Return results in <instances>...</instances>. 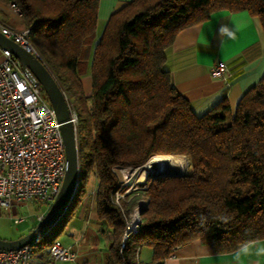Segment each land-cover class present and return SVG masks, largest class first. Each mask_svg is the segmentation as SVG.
I'll use <instances>...</instances> for the list:
<instances>
[{
	"label": "trees",
	"instance_id": "trees-1",
	"mask_svg": "<svg viewBox=\"0 0 264 264\" xmlns=\"http://www.w3.org/2000/svg\"><path fill=\"white\" fill-rule=\"evenodd\" d=\"M3 1L17 3L40 60L78 115L80 183L73 202L96 175L98 213L113 228L109 264H136L144 245L161 263L195 240L225 253L264 238V77L235 108L225 98L197 114L166 67V51L178 34L219 10H247L264 29V0L126 1L95 43L90 95L82 77L88 73L101 0ZM157 154L189 155L192 172L149 176L118 205L114 197L124 171ZM142 198L147 204L140 227L121 248L126 217ZM71 206L32 245L42 241L41 248L51 247L57 226L64 229L74 214Z\"/></svg>",
	"mask_w": 264,
	"mask_h": 264
},
{
	"label": "crops",
	"instance_id": "crops-1",
	"mask_svg": "<svg viewBox=\"0 0 264 264\" xmlns=\"http://www.w3.org/2000/svg\"><path fill=\"white\" fill-rule=\"evenodd\" d=\"M122 1L129 0H101L98 23L102 19H109L118 2ZM11 8L10 4L0 0V22L15 28L24 27L22 22L15 25L4 17L11 11L19 15ZM166 54V67L170 71L173 84L190 100L197 114L208 112L225 98L235 107L242 96L264 77L263 25L258 16L247 10H219L210 19L182 30ZM219 61L227 64L229 74L226 78L212 74L213 66ZM82 80L85 93L90 95V71ZM98 186V177L92 175L84 194L72 203L74 214L64 228L72 236L67 246L76 254L80 252L84 257V264L93 263L89 258L102 248L104 236L108 234L112 236L109 255L106 256V264H109L113 244V228L98 213ZM245 247L249 249L248 254L241 251ZM150 248L144 252V259L143 249H140L136 264L154 262L153 249ZM259 248H264V238L225 253H218L209 245L195 240L177 247L171 256L156 264H206L209 260L217 264H264V255L256 254ZM49 250L50 247H40L36 255L33 253L32 264H45L47 259H51Z\"/></svg>",
	"mask_w": 264,
	"mask_h": 264
},
{
	"label": "built area",
	"instance_id": "built-area-1",
	"mask_svg": "<svg viewBox=\"0 0 264 264\" xmlns=\"http://www.w3.org/2000/svg\"><path fill=\"white\" fill-rule=\"evenodd\" d=\"M11 6L20 13L16 2L11 3ZM0 30L40 58L30 40V28H15L0 22ZM0 53V206L11 208L29 202L50 204L60 192L68 169L61 123L42 83L28 78L10 49L1 47ZM212 74L226 78L229 74L227 64L219 61L213 66ZM69 107L77 130L78 115L70 103ZM130 170L124 171L122 187L132 181ZM132 188L128 187L122 194L117 191L115 202L121 205L122 199ZM146 203L139 201L131 219L126 217L127 226L121 239V248L138 231L142 222L140 209ZM45 214L46 211L40 213L37 219L42 220ZM25 220V217H19L15 222L22 223ZM33 251L32 244L18 249L0 248V264H32ZM49 255L58 260H74L77 256L74 250L59 241L52 244ZM156 263L158 261L148 264Z\"/></svg>",
	"mask_w": 264,
	"mask_h": 264
},
{
	"label": "water",
	"instance_id": "water-1",
	"mask_svg": "<svg viewBox=\"0 0 264 264\" xmlns=\"http://www.w3.org/2000/svg\"><path fill=\"white\" fill-rule=\"evenodd\" d=\"M0 46L10 49L18 58L23 72L33 81H40L45 88L49 100L56 110L58 119L61 123L65 149L68 160V169L60 192L51 203L46 214L39 223L28 233L14 239L0 237V248L18 249L24 245L33 244L48 234L65 212L71 206L80 180V158L78 149V135L76 127L72 121L68 98L47 66L33 53L26 51L18 42L6 36L0 30ZM148 162V161H147ZM186 172L157 171L150 172L148 177L155 178L161 175H187ZM147 177V179H148ZM147 204V203H146ZM142 216V209H140Z\"/></svg>",
	"mask_w": 264,
	"mask_h": 264
},
{
	"label": "rangeland",
	"instance_id": "rangeland-1",
	"mask_svg": "<svg viewBox=\"0 0 264 264\" xmlns=\"http://www.w3.org/2000/svg\"><path fill=\"white\" fill-rule=\"evenodd\" d=\"M124 3H125V1L118 2V5L115 7V9L121 7ZM18 14L20 15V13H18ZM19 15H16L14 13V11H11V13L5 14L4 17H6L10 21H12L15 25H19L22 22ZM107 21H108V19H102L98 23L97 34L95 36L93 43L91 44V50L89 52V58H88L89 64L86 67V69L88 71L90 70L91 56H92L94 48H95V43L101 37ZM1 58H2V55L0 53V59ZM183 155H187V154H183ZM187 156H189V155H187ZM145 169L146 168L144 165L139 167V168H135V170H133L132 181L128 185L118 189V191H119L118 193L119 194L125 193L127 191L126 189L130 186H131V188H132V186H134V188L139 186L141 183H138L137 180L139 178V175ZM148 171H149V173L151 172L150 170H148ZM140 186H143V185H140ZM134 188H132V189H134ZM116 196H117V193H116ZM142 201L146 202V199L142 198ZM50 205H51V203H50ZM50 205L44 204V203L29 202L27 204H23L20 206H12L11 208H4V207L0 206V237L6 238V239L7 238L14 239V238H18V237L28 233L31 229H33L39 223L37 216L40 213L47 211L48 208L50 207ZM132 213L133 212H131V214L128 216V218L131 219ZM19 217H25L26 220L22 223H16L15 219L19 218ZM55 232H59L57 235L58 238L56 241L61 242L64 246H67L70 243L72 236L69 233H67V231H65V229H63V228L60 229V227L58 225L57 228L55 229ZM135 233H133V234H135ZM110 239H112V236H110L109 234L104 236L102 248L99 249L98 253L96 252L97 254L94 255V253H95L94 252L92 254V257L89 258L91 261H93L92 264H106V259H107L106 256L109 255V249H110ZM41 244H42V241H39V243L37 245H33L34 249H35L34 255H36L40 251V245ZM142 249H143L142 250V258L144 259V257L146 256V254L144 252L147 250H150L151 248L148 245H144V246H142ZM77 254L78 255H77V258L75 260H58V259L51 258V259H47L45 264H84V260H83L84 257L81 256L80 252H77Z\"/></svg>",
	"mask_w": 264,
	"mask_h": 264
},
{
	"label": "bare ground",
	"instance_id": "bare-ground-1",
	"mask_svg": "<svg viewBox=\"0 0 264 264\" xmlns=\"http://www.w3.org/2000/svg\"><path fill=\"white\" fill-rule=\"evenodd\" d=\"M145 170L139 175L137 182H146L147 177L149 175V171L157 172V171H173V172H192V161L191 157L182 154H157L153 155L148 162L144 164ZM132 168L129 171V175L133 174ZM80 183V180H79ZM79 183L77 187L79 186ZM136 220V218H135Z\"/></svg>",
	"mask_w": 264,
	"mask_h": 264
},
{
	"label": "clouds",
	"instance_id": "clouds-1",
	"mask_svg": "<svg viewBox=\"0 0 264 264\" xmlns=\"http://www.w3.org/2000/svg\"><path fill=\"white\" fill-rule=\"evenodd\" d=\"M244 254H248L249 253V249L247 248V247H245V248H243L242 250H241ZM257 255H264V248H259V249H257V253H256ZM240 258V255H239V253L237 254V259H239Z\"/></svg>",
	"mask_w": 264,
	"mask_h": 264
},
{
	"label": "snow or ice",
	"instance_id": "snow-or-ice-1",
	"mask_svg": "<svg viewBox=\"0 0 264 264\" xmlns=\"http://www.w3.org/2000/svg\"><path fill=\"white\" fill-rule=\"evenodd\" d=\"M206 264H217V262H215L213 260H209L208 262H206Z\"/></svg>",
	"mask_w": 264,
	"mask_h": 264
}]
</instances>
